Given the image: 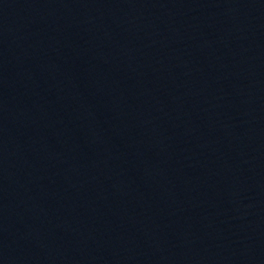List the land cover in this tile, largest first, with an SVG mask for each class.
<instances>
[{
  "label": "water",
  "instance_id": "1",
  "mask_svg": "<svg viewBox=\"0 0 264 264\" xmlns=\"http://www.w3.org/2000/svg\"><path fill=\"white\" fill-rule=\"evenodd\" d=\"M0 264H264V0H0Z\"/></svg>",
  "mask_w": 264,
  "mask_h": 264
}]
</instances>
